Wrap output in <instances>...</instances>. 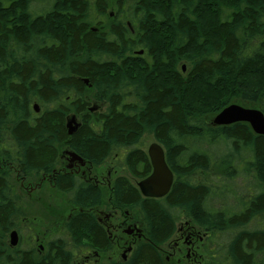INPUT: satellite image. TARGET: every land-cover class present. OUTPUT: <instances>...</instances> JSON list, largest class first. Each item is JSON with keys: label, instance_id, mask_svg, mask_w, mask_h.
I'll use <instances>...</instances> for the list:
<instances>
[{"label": "trees", "instance_id": "1", "mask_svg": "<svg viewBox=\"0 0 264 264\" xmlns=\"http://www.w3.org/2000/svg\"><path fill=\"white\" fill-rule=\"evenodd\" d=\"M107 4L0 0V264H74L80 252L108 253L109 235L89 211L106 197L143 240L125 262L103 264H163L159 248L180 216L206 234L229 232L230 264H264V225L254 224L264 218V137L245 123L207 120L233 103L264 116V0H120L111 21ZM105 18L106 28L90 30ZM163 29L164 48L155 42ZM70 117L78 126L69 136ZM143 135L163 148L174 175L163 198H145L124 177L105 196L57 170L62 148L93 166L122 152V167L141 181L150 173ZM13 166L23 185L45 183L73 208L41 252L33 236L24 247L6 241L22 221ZM215 169L220 179L209 182Z\"/></svg>", "mask_w": 264, "mask_h": 264}, {"label": "rangeland", "instance_id": "2", "mask_svg": "<svg viewBox=\"0 0 264 264\" xmlns=\"http://www.w3.org/2000/svg\"><path fill=\"white\" fill-rule=\"evenodd\" d=\"M108 1L110 4L114 2V0ZM104 20L107 22L106 19ZM155 38L156 45L163 46L164 48L168 46L170 35L168 31L163 29ZM140 51L143 50H139V53ZM142 53L139 54L138 57L145 59V54ZM140 61L141 60L136 61V69L140 68ZM182 68H184L182 74L185 76L186 72L188 71V65L186 63H181L179 65V69L181 70ZM233 104L242 106L244 108L257 109L256 107L247 104ZM89 107L99 108V110H101V105L94 102H90ZM215 116L216 115L209 111L207 114L208 122L211 123ZM71 121H73L72 124ZM67 124L75 126L78 124V120L75 117H70L66 122V125ZM153 142L154 141L151 136L143 135L138 142V146L144 153H146L148 146ZM63 151V148L59 150L60 153ZM116 154L118 157L123 156L122 152H117ZM61 166H63V164H61ZM13 168L14 169L11 172L10 180L13 187V192L17 197L19 209L22 212V218H20V220H22L21 223L16 229L12 230L17 234L16 247L21 245L23 247L25 245L28 246L29 239H32L33 236L35 240L33 246L37 252H41L44 247V242L60 231L61 222L66 220L70 212H72V207L63 197L54 192L51 188H49V186H46L47 184L45 183L39 185L37 184L38 182L36 183V180L33 178H28L23 185L17 180V167L13 166ZM94 175L96 178L93 177V179H98L99 184L105 187V191H108V187L115 176H125V178L129 179L133 186H135V184L138 182V180L129 176L127 170L124 167L123 169L117 167L114 161V156L106 161L101 167L95 168L90 176ZM219 179L220 178L216 169L213 170L207 177L209 182L217 181ZM105 196H107L106 193ZM105 202H108L107 198L105 199ZM216 206L218 207V205ZM96 212L101 219L102 224L106 227L112 240V249L104 255H94L93 253L87 251L80 252L76 254L74 264H102L111 260L120 261L121 257L124 255V250L128 247V245H130L131 237L128 234H124V231H131L132 228L127 227V224H124L122 228L118 230L115 229L118 224L122 223V221H125L126 223L128 221L122 220L121 215L114 213L109 207H100L96 210ZM254 224L256 227H259V225H262L261 227H263L264 225L261 218L256 220ZM176 227L177 230L181 228L185 233L194 234V247L192 245L185 244L184 239H182V236L180 235L181 233L176 231L170 241L159 249L162 259L164 260V264H230L228 257L225 255V245L229 241V238H231L229 232L218 234L215 240L210 244L208 239V235L210 234L207 235L206 233L202 232L187 220L179 218L177 220ZM137 228L139 229L138 224ZM10 232L6 237L8 244L10 242ZM200 237H203L202 242L199 241ZM189 251L191 252L190 260L187 258Z\"/></svg>", "mask_w": 264, "mask_h": 264}, {"label": "water", "instance_id": "3", "mask_svg": "<svg viewBox=\"0 0 264 264\" xmlns=\"http://www.w3.org/2000/svg\"><path fill=\"white\" fill-rule=\"evenodd\" d=\"M182 71H184V68H182ZM33 109L35 113L39 112L36 105L33 106ZM72 123L73 121H71ZM211 123L215 127L245 123L254 135L264 137V116L259 109L244 108L236 104H230L216 114ZM71 124H67L69 136L77 129L76 125L71 126ZM146 153L150 162L151 173L138 183L139 191L145 198H163L169 193L173 185L174 175L166 163L164 150L158 143L153 142L150 144ZM67 154L71 157V161L79 160L77 155L73 153ZM9 245L12 248L17 246V234L15 231L10 232ZM129 251L130 249L127 250V252Z\"/></svg>", "mask_w": 264, "mask_h": 264}, {"label": "flooded vegetation", "instance_id": "4", "mask_svg": "<svg viewBox=\"0 0 264 264\" xmlns=\"http://www.w3.org/2000/svg\"><path fill=\"white\" fill-rule=\"evenodd\" d=\"M108 4V6H109V8H108V10H107V14H106V16L108 17V18H110V21L115 17V12H116V10H115V3L117 2V1H120V0H114V2L112 3V4H110L109 3V1L108 0H105ZM106 19V18H105ZM105 23V20L103 19V20H101V24H99V25H97V24H93V25H91V27H90V30L91 31H93V32H97V31H101L102 29H104V28H106L107 26H108V23H107V25L106 24H104ZM93 26V27H92ZM127 26H128V28H129V30L131 31V33L133 32V28H132V26H131V24L129 25V24H127ZM142 52H144V51H140V53H138V55L139 54H141ZM143 54V53H142ZM91 111H92V109H91ZM64 149V151L62 152V153H60L59 152V154H58V159H57V170H59L61 173H63V174H69V175H73V176H77V177H79L80 178V180L82 181V182H85L86 184H89L90 186H93V187H95V188H98L99 190H101V191H103L104 192V194L106 193V194H108L109 192H110V187H111V185H112V183L115 181V179H117V178H121V177H124L125 178V176H115L114 177V179L111 181V183H110V185H109V187H108V191H105L104 190V186H102L101 184H99V181H98V179H95L96 178V176L94 175V176H90V174H92V171L95 169V168H99V167H101L106 161H108L109 159H105L101 164H99V165H96V166H93L91 163H89L88 161H86V160H84L83 158H81L80 156H78L77 155V157L79 158V160H74V161H71L72 159H71V157H69V155L67 154L68 152H71V151H69V150H67V149H65V148H63ZM73 153V152H72ZM76 155V154H75ZM123 155V154H122ZM114 156V161H115V163H116V165H117V167H119V168H122L123 169V165H122V161H123V158H124V156H122V157H118V155L117 154H115V155H113ZM146 157H147V155H146ZM147 160H148V157H147ZM148 163H149V166H150V162H149V160H148ZM61 164H63V166H61ZM126 169V168H125ZM127 170V169H126ZM56 171V170H55ZM128 172V171H127ZM150 173H151V166H150ZM149 173V174H150ZM129 174V173H128ZM129 176H131L130 174H129ZM93 177H95L94 179H93ZM132 177V176H131ZM133 178V177H132ZM134 179V178H133ZM46 180V179H45ZM45 180H43V181H45ZM107 182V181H106ZM139 182V181H138ZM138 182L135 184L136 185V187L138 186ZM37 184H39V183H37ZM106 185H107V183H106ZM107 198V197H106ZM100 207H109L114 213H116V214H120L121 215V217H122V220H132V218H130L131 216H129V214L127 213V212H119L118 210H116V209H113L109 204H107L106 202H105V204H103V203H101L99 206H97V208H95V209H91V210H89L90 212H92V213H94V215L96 216V220H98V222H99V224L101 225V227H103V229L107 232V234H108V231H107V229H106V227L102 224V221H101V219L99 218V216H98V214H97V212H96V210L97 209H99ZM71 210H73V208L71 209ZM71 213V212H70ZM179 218H181V219H184V220H187L186 218H184V217H182V216H180ZM188 222H190L189 220H187ZM125 221H122V223H120V224H118V226L115 228L116 230H118V229H120V228H122L123 227V225L124 224H127V227H130V228H132V230L131 231H124V234H128L131 238V242H130V245H128V247L124 250V255L121 257V260L120 261H116V262H125L128 258H129V255L131 254V251H132V248L134 247V245L136 244V243H138L139 241H142L143 240V236L141 235V233L139 232L140 230L137 228V224H135V223H132V222H130V223H124ZM129 222V221H128ZM190 223H192V222H190ZM177 224V223H176ZM193 224V223H192ZM195 227H197L199 230H201L202 232H204L205 233V231L201 228V227H199L198 225H196V224H193ZM194 227V228H195ZM176 231H179L181 234V236H182V239H184V243L185 244H188V245H192L193 247H194V242H193V240H194V238H195V236H194V234L193 233H185V232H183L182 231V229L180 228V229H178L177 230V227L175 228V233H176ZM133 233H135V234H133ZM174 233V234H175ZM109 235V234H108ZM208 235V234H207ZM216 236L217 235H208V239H209V242H210V244L215 240V238H216ZM173 237V236H172ZM171 237V238H172ZM210 237V238H209ZM109 238H110V236H109ZM170 238V239H171ZM170 239L166 242V243H168L169 241H170ZM110 240H111V238H110ZM202 240H203V237H200L199 238V241L200 242H202ZM111 242H112V240H111ZM165 243V244H166ZM164 244V245H165ZM161 248V247H160ZM159 248V249H160ZM128 249H130V251L129 252H127V250ZM159 252H160V250H159ZM91 253H93L94 255H97V253H95V252H91ZM191 252L189 251L188 252V254H187V258L190 260V254ZM161 255V254H160ZM161 258H162V256H161ZM111 261H113V260H111ZM162 261H163V264H164V260L162 259ZM108 262V261H107ZM107 262H105V263H107ZM229 263H230V261H229ZM103 264V263H102ZM190 264H193V263H190Z\"/></svg>", "mask_w": 264, "mask_h": 264}]
</instances>
